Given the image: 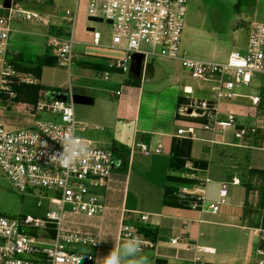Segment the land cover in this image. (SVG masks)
<instances>
[{
  "label": "built area",
  "instance_id": "1",
  "mask_svg": "<svg viewBox=\"0 0 264 264\" xmlns=\"http://www.w3.org/2000/svg\"><path fill=\"white\" fill-rule=\"evenodd\" d=\"M16 1L9 0L0 14V177L7 179L21 193H31L38 188L41 193L36 198V206L45 203L41 216L23 215L11 217L0 214V264H89L98 259L99 248L104 235L103 221L110 210L109 198L119 194L121 203L116 208V242H127L140 238L143 246H151L137 226L132 223L148 222V213L127 210L123 205L126 179L114 176V156L112 149L92 132L98 130L75 119L72 106V85L70 66L73 63L72 47L73 23L77 12V1L73 10L66 9L65 15L71 27L58 28L48 36V45L55 57V64L65 69L66 79L62 96H39L36 101L13 102L15 86L20 82L32 83L33 77L15 66L13 51L16 46L9 41L10 21L23 18L35 20L39 16L34 11L15 8ZM185 14V0H87L86 15L99 18L110 27L108 46L122 51L113 58L108 69L126 72L131 55H142L141 67L149 62L148 56L175 59L181 68L194 79L210 81L212 98L189 96L180 113L193 116L175 134L187 139L196 138V131L205 130L213 135L227 128L234 129V136L241 138L252 133L251 125L236 126L235 113L224 109L225 102L235 97H246L257 104L258 95L239 91L249 86L254 73L264 74V23L252 22L247 33L243 51H230L223 60L191 57L181 49V33ZM43 21H46L44 19ZM91 44H100V33L92 27ZM146 46V47H144ZM152 63V62H151ZM101 70L99 75L106 79L109 70ZM184 94H191L189 86H183ZM116 94L119 91L115 92ZM59 94V93H58ZM7 107L28 118L6 123L11 116H4ZM187 108H199L200 114L186 113ZM47 111L56 114V121L34 120V113ZM71 129L74 136L90 148L94 155L84 158L74 171H68L59 164H52L49 155L62 151L61 144L52 137H63ZM211 143L217 142L214 138ZM47 142L48 148L41 146ZM135 146L141 153L160 152V144L149 147L143 142ZM264 148V145H263ZM43 153V154H42ZM182 182L170 192L175 203L200 212L214 213L224 202L227 184H236L238 179L220 181L216 197H206V185L211 181L207 173L196 167L189 159L182 162ZM68 208H65V206ZM96 219V222L92 221ZM89 230H97L91 232ZM257 237L254 249V264H264V227L250 228ZM170 243L190 252L183 264H206L204 255L213 253V248L171 238ZM89 248L92 252L86 251Z\"/></svg>",
  "mask_w": 264,
  "mask_h": 264
},
{
  "label": "crops",
  "instance_id": "2",
  "mask_svg": "<svg viewBox=\"0 0 264 264\" xmlns=\"http://www.w3.org/2000/svg\"><path fill=\"white\" fill-rule=\"evenodd\" d=\"M7 4L8 0H1L0 10L3 11ZM43 22L46 25L49 20ZM28 23V20L23 22L16 20L10 25L9 41L16 46V50L13 51L14 63L20 71H23L22 67L34 66L39 58L48 55L42 54L43 46L37 38L33 42L29 40L28 49L24 53L28 55V59L22 57L23 50L21 52L20 47L28 35ZM53 30L57 32L58 28L55 26ZM85 30L89 32L86 27ZM34 35L46 36L41 31ZM89 45L100 46L92 45L91 41ZM110 59L106 57L102 61L90 62L104 65L105 69H108L107 62ZM152 65L153 71L149 78L142 77V74L139 78H133L129 70L126 71V76L117 77L115 74L118 75L120 72L109 68V73L113 75L111 78L113 85H118L107 91L108 94L101 89L94 93L93 98L86 96L85 93L73 97L78 98L77 102L82 105L79 104L75 112L73 110L76 120L85 123L90 120L88 113L98 115L97 122L101 125H90L87 122L86 124L97 127L98 130L92 133L112 149L114 176L126 179V192L130 173L125 174L127 172L125 170L127 167L131 168L134 157L140 156L143 160L142 165H145V161H150V175L146 180L138 177L139 182L146 183L148 191H140L139 187H134L133 200L127 202L125 195L123 199V205L127 210L148 213L146 223L139 222L136 218L132 220L138 232L151 243V246H143L142 255L148 256L149 264H183L185 259L190 257V252L174 246L170 239L182 240L186 237L190 242L213 248V253L203 256L206 264H254L257 237L251 233L250 228L264 227V92L257 87L249 86L239 89L245 94L258 95V103L253 104L246 97H237L240 99L234 100L227 108L237 115L236 126L248 124L255 128L254 132L237 138L234 136V129L227 128L233 131L231 134L233 139H229L226 135L227 129L214 135L198 129L196 138L190 139L189 149L186 150L183 139L187 138L177 136L175 132L178 127L184 126L194 118L181 114L180 111L189 100V96L195 97L193 93L196 89L200 91L208 89L202 92L206 96L200 98L210 99L213 96L212 92L206 86L205 88L197 84L193 86L186 81L190 76L175 59L157 58ZM27 73L31 74L30 71ZM110 74L107 78H110ZM34 78L39 84V96L42 92L51 96H62L66 79L64 68L55 63L42 65L39 75ZM183 86H189L192 93L182 96L180 91L183 92ZM73 88L76 89L75 94H79V91L84 92L83 88ZM55 91L58 92L53 93ZM116 91L119 93L116 94ZM38 95L36 98H39ZM94 97L99 101L95 108L90 102V98L92 101L95 100ZM87 103L89 105H86ZM238 117L242 120L240 121ZM6 123H10L9 119ZM211 138L218 141L211 143L209 141ZM192 140L199 143L194 144ZM136 142H143L149 147L160 144V152H152V158H147L135 146ZM172 151L182 156V162L189 159L202 170V174L207 173L210 176L211 181L205 188L208 199L216 197L220 181H230L232 177L238 179L236 184H227L225 200L216 212H200L172 200L171 190L183 180L181 167L176 170L168 168ZM139 175L142 177L143 173L139 171ZM121 200L119 194L109 198L110 210L102 224L104 235L98 258L108 255L111 250L125 243L116 242V208ZM92 221L96 222V219ZM85 250L92 252L89 248ZM132 259L134 258L129 259L128 264H131ZM89 264L96 262L92 261Z\"/></svg>",
  "mask_w": 264,
  "mask_h": 264
},
{
  "label": "rangeland",
  "instance_id": "3",
  "mask_svg": "<svg viewBox=\"0 0 264 264\" xmlns=\"http://www.w3.org/2000/svg\"><path fill=\"white\" fill-rule=\"evenodd\" d=\"M86 2L87 0L77 1V12L72 25L73 39L82 43H74L72 47L73 63L70 66V82L72 87L84 89L83 93L79 91V94H75L73 97H76V95L80 96L85 93L86 96L93 98V95L94 93H97V90L103 89L107 92L114 89L118 84L115 86L113 85L114 82L111 79L113 76L112 73H109L110 78L103 79L99 75L101 69L89 67L83 62L102 61L106 57L111 58L109 60L110 62L113 58L120 57L122 55V51L108 46L107 42L109 41L110 27L107 22L94 20L86 15ZM75 3L76 0L16 1L14 6L15 8L34 11L39 16L38 19L28 20V35L25 36V41L20 47V51L22 52L23 50L22 57H24V59H28V55L26 56L24 53L27 51L30 41L33 42L37 38L39 39L38 41L41 46H43L42 54L48 53L49 55V53L52 52L51 47L47 42L48 36H50L51 33H54L53 29L55 26L57 28L62 27V30L70 29L71 23L66 19L65 10H73ZM1 13H3L2 10H0V14ZM44 19L49 20L46 25H44ZM16 20L19 22L27 21L23 18L12 19L9 22L10 25H12V23ZM256 21L264 23V0H185V14L183 18L184 25L180 41L181 48L187 56L213 60L224 59L230 51H243L246 46L249 25L250 23ZM53 24H55V26ZM88 26L99 31L100 43L102 45L97 47L89 45V42L91 41V34L85 30V27ZM37 31L45 33L46 36L36 37L34 34ZM156 60L157 58L148 56L149 62L153 63L156 62ZM124 75L126 76L127 73L120 72L118 75L115 74L117 77H122ZM30 76L33 77L34 81L29 84L36 83L34 76L31 74ZM186 81L191 83L193 86H196L197 84L199 86H203L204 88L205 86L208 88L211 84L210 81L194 78L191 79L190 77H187ZM248 84L250 88L257 87L259 90L264 92V74L254 73ZM205 89L202 91L196 89L193 95L198 98L205 97L206 95L204 96L202 94L203 91L208 90ZM38 92L39 89L36 91V96L38 95ZM57 92L58 91H55L53 93ZM88 92H91V94ZM180 93L182 96L186 95L181 91ZM41 95L46 97L47 93L42 92ZM73 97L72 106L75 112L78 105H82L77 102L78 98ZM36 99L33 100L31 104H33ZM239 99L240 98L235 97L232 101L223 103L227 105V107L224 108L229 110L227 109L228 106H230L234 100L237 101ZM17 101L28 102V100H24L20 94L16 95L13 100V102ZM90 102L91 105L93 104L94 108L99 103L96 98L93 101L90 98ZM86 105H89V103ZM14 110L15 109L11 110L7 107L4 111H2L4 116H11L9 118V125L13 124V120H21L24 117L28 118L27 114L17 113ZM88 116V119L90 120L88 122L86 121L87 123L90 125L99 124L97 122L99 120L97 114L94 113L93 115L88 113ZM33 119L36 121H56L57 118L55 113L38 111L34 113ZM238 119H240V121L242 120L241 117H238ZM244 125L248 126V124ZM226 132L227 137L229 139H233L231 137L233 131L231 129H227ZM192 142L194 144L199 143L194 140H192ZM143 156L152 158L153 154L149 153L148 155ZM149 163L150 161L148 160L145 161V165H142L143 160H141L140 156H135L131 168L127 167V170H125L127 171L125 174H128V172L130 173L128 192L125 193L127 202L133 200L132 194L134 187H139L140 191H148V186L145 185L146 183L139 182V178L146 180L147 176L150 175ZM139 171L143 173L142 177H140ZM149 190H151V188ZM41 191V189L35 188L30 191L31 193H21L17 191L7 179L0 177V214L11 217H20L23 215L41 216L46 207L45 203H43L40 207L36 206V198ZM65 208H68V206L66 205Z\"/></svg>",
  "mask_w": 264,
  "mask_h": 264
},
{
  "label": "clouds",
  "instance_id": "4",
  "mask_svg": "<svg viewBox=\"0 0 264 264\" xmlns=\"http://www.w3.org/2000/svg\"><path fill=\"white\" fill-rule=\"evenodd\" d=\"M52 138L61 144L63 150L51 153L49 160L52 164H59L68 171H74L76 165L84 158H91L94 155V152L84 145L80 138L73 135L71 129L63 137ZM41 146L48 148L47 142H43ZM143 243L140 238L128 240L119 248L111 250L108 255L98 258L96 264H128L130 258H134L131 264H149L148 256L142 255Z\"/></svg>",
  "mask_w": 264,
  "mask_h": 264
},
{
  "label": "trees",
  "instance_id": "5",
  "mask_svg": "<svg viewBox=\"0 0 264 264\" xmlns=\"http://www.w3.org/2000/svg\"><path fill=\"white\" fill-rule=\"evenodd\" d=\"M54 63H55V57L49 54V55L43 56L42 58H39L38 63L35 64L34 66H30V67L25 66V67H22L21 69H23V71H26V72L30 71V73L33 76H38L42 65H52ZM83 63L95 69H105L106 68V66L95 63V62L86 61ZM38 88H39V84L37 83L27 84L24 82H20L19 84L15 86V90L17 91L16 95L20 94V96H22L24 100H28V101H33L36 99V91ZM183 141H184V146L186 147V150H188L190 146V139H183ZM181 166H182V156L176 153L175 151H172V154L168 161L169 170H176V169H179Z\"/></svg>",
  "mask_w": 264,
  "mask_h": 264
},
{
  "label": "water",
  "instance_id": "6",
  "mask_svg": "<svg viewBox=\"0 0 264 264\" xmlns=\"http://www.w3.org/2000/svg\"><path fill=\"white\" fill-rule=\"evenodd\" d=\"M8 3H9V0H8ZM94 20L100 21L99 18H95ZM86 29L87 30H91L92 27L88 26V27H86ZM141 58H142V55L139 54V53H133L131 55V62H130L128 70H129V72H130V74L132 75L133 78H139L140 74H142V77H144V78H149L152 75V71H153L152 63L151 62H147L142 68L141 67ZM72 93H73V96H74L75 93H76V89L73 88L72 89ZM191 112H193L194 114H200L202 112V110L199 109V108H196V109H193L191 111L190 108H187L186 113H191Z\"/></svg>",
  "mask_w": 264,
  "mask_h": 264
}]
</instances>
